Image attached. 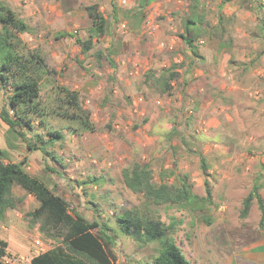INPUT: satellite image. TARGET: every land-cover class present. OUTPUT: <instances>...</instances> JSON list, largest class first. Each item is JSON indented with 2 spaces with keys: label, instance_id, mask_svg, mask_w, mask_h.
Returning a JSON list of instances; mask_svg holds the SVG:
<instances>
[{
  "label": "rangeland",
  "instance_id": "1",
  "mask_svg": "<svg viewBox=\"0 0 264 264\" xmlns=\"http://www.w3.org/2000/svg\"><path fill=\"white\" fill-rule=\"evenodd\" d=\"M194 4L192 0H153L142 13H135L134 0H126L125 5L121 0H65V8H72L80 19L82 14L87 18L86 6H98L108 28L95 48L103 54L108 48L117 50V60L123 63L112 69L103 60L96 66L91 61L89 67L79 68L83 77L76 82L84 87L79 97L94 130L82 132L52 113L56 88L72 90L58 81L59 86L42 83L43 116L34 118L33 131L24 132L26 141L36 146H40L36 137L48 139L47 129L62 133L65 139L48 147L49 155L41 151L26 155V142L7 134L8 128L0 121V145L8 143V162L26 157V171L63 198L70 210L110 226L115 264H151L159 249L157 243L144 245L120 234L115 226L123 211L146 213L142 197L131 193L122 180V170L133 161L148 164L155 183L164 171L187 175L201 197L207 183L215 207L193 219L189 216L193 226L185 229L196 232L202 245L192 249L187 247L184 231L174 235L191 264H218L254 233L264 243L255 201L248 216L239 218L242 201L255 185L264 203V0H198V11L205 13L211 25L222 17L223 41L228 45L221 49L218 40L201 36L194 43L197 59L180 38L189 5ZM168 69L178 74L171 82L170 95H160L145 85L147 71L158 75ZM9 93L7 86L0 88V109ZM13 193L23 202L0 221V240L9 245L4 260L29 264L53 243L25 219L37 208V200L18 187ZM156 211L164 223L170 216H179L173 207ZM238 264L258 263L244 256Z\"/></svg>",
  "mask_w": 264,
  "mask_h": 264
},
{
  "label": "trees",
  "instance_id": "2",
  "mask_svg": "<svg viewBox=\"0 0 264 264\" xmlns=\"http://www.w3.org/2000/svg\"><path fill=\"white\" fill-rule=\"evenodd\" d=\"M194 5H189V12L180 38L189 49L191 57L199 58L198 48L194 44L197 38L207 36L219 41V48L223 49L222 17H219L216 25H211L205 19V13L198 11V0ZM136 12L142 13L153 0H134ZM114 14L116 8L112 5ZM90 21L88 39L76 40L81 52L86 53L92 48L95 38H101L106 34L108 23L99 11L97 5L84 8ZM264 31V25L261 27ZM27 32L26 24L18 19L15 14L0 0V88L7 86L10 93L6 95V103L0 109V121L7 126L8 132L13 133L19 139L26 142L24 132L33 131L35 117L43 116L39 104L40 87L34 78L40 74L50 72L43 60L36 52H30L21 36ZM117 50L108 48L103 54L98 51L95 57L98 61H105L109 67L115 69L113 56ZM98 65V63H97ZM36 68L37 71H32ZM178 74L173 69L162 71L156 75L152 71L144 74L145 85L160 95H170L171 82L176 80ZM55 98L57 105L52 113L77 126L82 132H92L93 124L90 113L82 106L79 94L68 87L56 88ZM44 125L43 122H40ZM77 131V130H74ZM48 139L36 137L35 143L26 142V148L32 151H41L48 154L46 149L53 147L55 143L63 140V135L57 130L47 129ZM33 139V138H31ZM34 141V140H33ZM49 155V154H48ZM6 151L0 150V221L6 217L9 210H15L23 202L13 193V188L18 187L26 195L34 197L38 206L32 212L26 214L28 226L37 229L54 247L34 256L31 264H115V242L110 226L96 220L88 221L60 196L56 195L43 181L30 175L26 169V158L18 163L6 161ZM50 170V169H49ZM53 172V170H50ZM122 180L125 187L133 194L140 195L146 206V213L135 210L123 211L115 220V226L120 234L132 238L142 244L157 243L158 252L153 264H191L182 253L181 248L174 240L178 220L171 218L168 224L159 219L156 208L173 207L188 208L196 206L199 210H209L215 207L212 201L211 191L207 183L205 196L195 194L194 186L185 174H174L164 171L159 175V182L155 183L153 171L148 164L132 162L122 172ZM174 177L173 182L168 179ZM88 180L91 181V178ZM255 201L260 212L259 228H264V203L258 194L255 185L251 192L243 199L239 218L248 216L252 202ZM205 223L210 221L205 219ZM6 242L0 240V264H5Z\"/></svg>",
  "mask_w": 264,
  "mask_h": 264
},
{
  "label": "crops",
  "instance_id": "3",
  "mask_svg": "<svg viewBox=\"0 0 264 264\" xmlns=\"http://www.w3.org/2000/svg\"><path fill=\"white\" fill-rule=\"evenodd\" d=\"M1 1H3V3L15 14L18 19H21L26 24L27 32L24 33L21 38L23 42L27 45L30 52H36L38 56L43 60L47 70L53 72V74H51V78H49V75H47V73L40 74L39 76H34L39 87L42 85V83L46 85L50 84L53 86H59L57 85L58 81L63 85L71 86L73 91L80 94L79 91L81 90V88L84 87L82 82L80 83L82 84L80 85V87L78 85L79 83L76 82L80 81L83 77V74L79 68L83 67V65H87L89 67L91 65V61H93L92 65L96 66L97 63L100 61L97 62L95 54L98 51H102L96 50L95 48V44L99 41L100 38H95L93 40L91 46L92 48L86 53H82L80 46L76 43L77 39H80L83 42L88 39V30L90 28V22L88 18H85L83 14L81 19L79 17H76V14L74 13V11H72V8H65V0H58L57 2L51 0ZM86 24L87 27L85 28ZM117 56L118 54L113 56L115 66L123 64L121 62L122 60H117ZM32 71L37 70L36 68H32ZM62 75L64 76V78L61 77ZM4 105L5 104H3V106ZM6 131L8 132V129ZM63 139H65V137H63ZM2 145H0V150L7 151V141H4ZM26 151V155L28 153L31 154L36 152H30L27 148ZM24 158L26 157H22L20 161ZM173 208H175L179 212V216H170L168 223L171 221V218L177 219L178 223L175 233L184 231L187 247H191L192 249H199L198 247L201 246L202 243L200 242L197 233L193 230L187 231L185 229L186 225H189V228L193 226L190 220H188V217L190 216L191 219H193V217L199 215L198 213H202L203 211L199 210L196 206H191L188 208H180L178 206H173ZM203 219H207L210 221L208 217ZM241 236H239L237 240H239ZM262 238L263 237L259 233H254V236L252 237V239H250L248 243L243 242L237 244L234 252H229V255H227L218 264H238V258L244 256L249 259H252L254 263L264 264V243ZM18 240L23 241L21 238H19ZM174 240L176 239L174 238ZM205 240L206 237H204L203 242ZM178 246L180 247V245ZM8 247L9 245H7V248ZM53 247L54 245L48 250L52 249ZM189 253L191 254L192 252L190 251ZM156 255L152 257L151 264H153V260ZM4 259V263L8 264ZM31 259L29 261H31ZM29 264L31 263L29 262Z\"/></svg>",
  "mask_w": 264,
  "mask_h": 264
},
{
  "label": "built area",
  "instance_id": "4",
  "mask_svg": "<svg viewBox=\"0 0 264 264\" xmlns=\"http://www.w3.org/2000/svg\"><path fill=\"white\" fill-rule=\"evenodd\" d=\"M121 4L125 5L126 4V0H121ZM121 27L124 28V24Z\"/></svg>",
  "mask_w": 264,
  "mask_h": 264
}]
</instances>
